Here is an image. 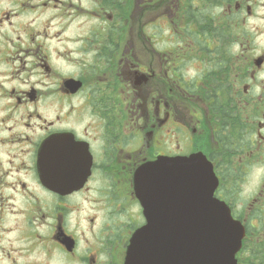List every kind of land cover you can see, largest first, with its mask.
I'll list each match as a JSON object with an SVG mask.
<instances>
[{
    "label": "flooded vegetation",
    "instance_id": "1",
    "mask_svg": "<svg viewBox=\"0 0 264 264\" xmlns=\"http://www.w3.org/2000/svg\"><path fill=\"white\" fill-rule=\"evenodd\" d=\"M192 154L264 264V0H0V264H125L136 171Z\"/></svg>",
    "mask_w": 264,
    "mask_h": 264
},
{
    "label": "water",
    "instance_id": "2",
    "mask_svg": "<svg viewBox=\"0 0 264 264\" xmlns=\"http://www.w3.org/2000/svg\"><path fill=\"white\" fill-rule=\"evenodd\" d=\"M216 186L200 155L143 165L135 190L147 223L132 237L129 264H236L243 228L214 197Z\"/></svg>",
    "mask_w": 264,
    "mask_h": 264
},
{
    "label": "rangeland",
    "instance_id": "3",
    "mask_svg": "<svg viewBox=\"0 0 264 264\" xmlns=\"http://www.w3.org/2000/svg\"><path fill=\"white\" fill-rule=\"evenodd\" d=\"M9 224V223H8Z\"/></svg>",
    "mask_w": 264,
    "mask_h": 264
}]
</instances>
